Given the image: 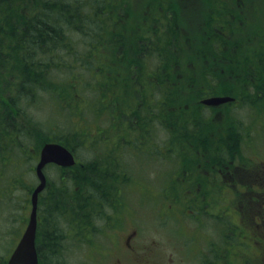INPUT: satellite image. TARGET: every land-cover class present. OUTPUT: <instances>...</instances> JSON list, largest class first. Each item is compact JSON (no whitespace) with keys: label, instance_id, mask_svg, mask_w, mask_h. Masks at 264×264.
Here are the masks:
<instances>
[{"label":"trees","instance_id":"16d2710c","mask_svg":"<svg viewBox=\"0 0 264 264\" xmlns=\"http://www.w3.org/2000/svg\"><path fill=\"white\" fill-rule=\"evenodd\" d=\"M125 6L126 0H0V209L11 215L5 204L17 190L15 224L18 221L19 227L11 233V242L27 220L36 184L28 180L33 170L29 161L36 158L37 150L48 141L60 142L73 152L80 146L92 149L89 157L71 167L50 164L60 170V176L57 183L48 180L38 198L39 264H71L67 250L70 242L78 243L74 237L89 243L96 240L128 207L123 186L133 181V175L126 156L138 159L142 169H147V159L159 168L165 161L173 162L159 169L160 182L168 185L176 184L177 178L189 179L183 160L187 153L195 155L193 168H203L208 159L207 175L215 173L222 179L221 172L233 166L238 156L231 149L232 136L211 138L219 128L217 119L226 118V107L264 109V51L256 52L262 64L251 65L250 71L240 69L237 55H228L238 53L229 40L234 30L210 10L201 13L197 33L187 36L177 33L180 23L173 10L143 17L135 24L149 32L128 42L116 41L110 50L116 68L107 75L108 64L106 70V62L100 61L103 44L109 36L112 39L111 31L129 21L131 10ZM162 39L175 47L188 42L193 50L187 62L199 66L195 76L174 71L165 58L169 56L164 55ZM215 74L227 80L241 76L245 82L236 81L239 87L223 86ZM209 95H226L234 101L224 103L221 115L213 117L215 110L206 113L200 103ZM227 120L220 124L222 130L228 129ZM163 130L167 135L160 140L158 132ZM192 183H185V189ZM190 191L198 192L186 193L181 200L161 190L158 199L152 198L173 205L160 204L156 215L162 219L177 212L191 215L198 199L200 210L216 205L202 198L203 188ZM224 210L216 212L227 214ZM206 235L210 238L207 231Z\"/></svg>","mask_w":264,"mask_h":264},{"label":"rangeland","instance_id":"374dc122","mask_svg":"<svg viewBox=\"0 0 264 264\" xmlns=\"http://www.w3.org/2000/svg\"><path fill=\"white\" fill-rule=\"evenodd\" d=\"M125 7L131 10L129 21L123 22L117 30L111 31L112 39L110 40L108 35L109 41H105L103 44L104 52L100 61L106 62V70L108 64L109 69L106 74H113V69L116 68V64L111 58L114 55L110 52L116 41L128 42L131 39L134 40V37L139 33L143 36L146 35L149 31L140 29L135 24L136 22H140L143 17L146 18L151 13L157 14L165 11L170 14L172 10L175 11L180 23L177 33L183 36H187V33H197L195 25L196 22H199V18H203L201 13L210 10L214 17L226 23V28L234 30L233 35L228 36L232 37L229 40L234 41L238 53L230 52L228 55L231 58L237 55V58L240 59L237 61L239 68L250 71L251 65L262 64L258 60L259 54L256 55V52L264 51V0H126ZM205 15L208 16V14ZM160 42L163 44V51L165 49L164 55L169 56L165 58L173 64L174 71H183L194 76L197 74L199 66L187 62L186 59L189 51L193 50L187 41L185 44L179 43L176 47V44L168 43L164 39ZM167 48L169 52H166ZM98 51L102 54V49ZM118 67L125 69L124 65ZM170 70L172 72L171 68ZM214 76L218 83L223 82V86L228 84L236 87L238 86L236 81L245 82L242 81L244 77L241 76L235 80H227L222 74H215ZM121 89L119 87L117 90ZM129 99L135 100V97L129 95ZM224 109L229 110V113L226 118L219 117L217 119L215 126L218 125L219 128L211 138L214 137L213 141L218 137H229L228 135L234 138L231 149L236 150L238 157L234 159V165H230L229 172L239 177L238 180H235L238 184H254L253 189L246 186L245 190H238L231 186H220V182H233L230 179V174L228 176L225 171L221 172L223 173L222 179L215 173L207 175L209 172V168L207 169L208 159H205L203 168H193L197 161L195 155L189 153L186 155L187 158L183 159L186 165L185 172L189 179L184 182L177 178V183L174 185L161 183L159 179V169L171 167L173 162L165 161L159 168L154 161L147 159L144 160L147 169H142L138 159L126 156L127 164L130 166V172L133 175V181L129 180L128 183L130 184L123 186V189L128 191V207L118 212V219L114 218L118 223L112 220L110 224H107V232L97 236L96 240L89 243L87 240L75 236L74 238L78 243L70 242L67 250V252L69 251L68 261L71 264H264V243L263 246H258L257 243V249L252 246L246 251L242 249V241L234 237L228 228L233 224H238L240 233H243V239H247L246 236L253 233L256 221L259 223L256 234L264 236V224L258 218V212L263 213L264 211V206H262L264 204V186L262 185L264 184L262 181L264 180V172H262V168H264V109L255 108L251 105H245L242 108L235 107L234 109L226 107ZM205 111L206 113L209 112V110ZM229 114L230 117H228ZM185 118L188 116L185 115ZM228 118L231 121L227 120ZM104 120L107 121L106 116H104ZM224 120H227L229 127L222 130L220 124ZM184 123L187 124V120ZM230 124H232V128H230ZM95 130L96 128L93 126L91 132L95 134ZM166 135V131L164 133L158 132L157 138L163 140ZM39 147L40 145H38ZM38 153L37 150L36 158L32 162L29 161L32 163L33 170L28 180L36 181L34 164L37 161ZM74 154L78 160H84V157H89L92 154V149L86 151L80 146L76 148ZM177 156L181 158L183 155L179 153ZM156 170L158 173L155 174ZM44 172L47 182L49 180L52 184L57 183L60 176L59 169L48 165ZM188 182L193 183L191 188H187V190L185 183ZM172 186L177 189H173ZM194 188L197 190L203 188L205 196L202 198L216 202V205H205L200 210L201 201L198 199V206L193 209L191 215H181L180 212H177L173 218L169 217V219H162L156 215L160 204L164 206L173 205L172 202L167 204L154 200L159 198L161 190L166 192L167 197L171 196L170 198L173 199L179 197L183 200L186 193L195 194L198 192L190 191ZM17 194V190L10 193L6 200L5 206L8 203L11 215L5 214L0 209V264H6L27 222L24 220L19 236L14 242H11V233L15 227H19L18 221L15 224ZM221 208L225 209L227 214L223 215V213L218 214L216 212L220 211ZM28 215L29 209L26 212V219ZM206 220L208 222L204 224ZM206 231L210 238L207 237ZM222 240L223 242H221ZM225 242L229 243L223 246L221 250L220 247ZM226 246L229 247L226 248ZM202 250L203 253L199 254L198 251ZM215 261L216 263H214Z\"/></svg>","mask_w":264,"mask_h":264},{"label":"water","instance_id":"95a60500","mask_svg":"<svg viewBox=\"0 0 264 264\" xmlns=\"http://www.w3.org/2000/svg\"><path fill=\"white\" fill-rule=\"evenodd\" d=\"M232 99L233 98L229 96H213L202 100V102L209 105H217ZM75 162V155L63 144L51 141L41 146L38 159L34 164V173L37 181L30 194L31 207L28 221L18 242L10 253L6 264H39L35 238L38 197L47 184L44 168L49 163H54L61 167H70L73 166Z\"/></svg>","mask_w":264,"mask_h":264},{"label":"flooded vegetation","instance_id":"af4514ba","mask_svg":"<svg viewBox=\"0 0 264 264\" xmlns=\"http://www.w3.org/2000/svg\"><path fill=\"white\" fill-rule=\"evenodd\" d=\"M251 76L253 77L254 74L251 73ZM213 96H218V95H209V96L202 97L200 99V103H201V105L203 106V108L205 110H209L208 113H212V110H215V113H212L214 115L213 117H219L221 115V112H220L219 108L224 103H228V102L234 101V99L226 101V102H223V103H220V104H217V105H209V104H205V103L202 102V100L210 98V97H213ZM225 169H226L225 172L229 176V174H230L229 170L231 169L230 165L226 166ZM262 172H264V168H262ZM256 177H257V173L255 174V179H256ZM238 178L239 177H236L234 174H230V179L233 180V182L221 183L219 185L222 186V187H224V186L235 187V189H238V190H245L246 189L245 186L248 187L249 189H253L254 184H249V185L238 184L237 181H235V180H238ZM262 181H264V180H262ZM262 185L264 186V184H262ZM230 189H233V188H230ZM262 206H264V204H262ZM224 212H225V210H224ZM258 218L260 219L261 223L264 224V211H263V213L258 212ZM254 219L256 220V217H254ZM258 226H259V223H257L255 221V225H254V228H253V233L248 235V236H246L247 239H243V233H240V229H239L238 224H233L231 227H228V228L231 230V233L233 234L234 237H236L240 241H242V244H243L242 245V249H245L247 251L248 249H251L252 246L256 247V249H257V243H258V246H263L264 236L262 234H261V236L256 234V228ZM227 243H229V242H227ZM228 247L229 246H226V248H228ZM220 249L222 250V248H220ZM198 253L199 254L203 253V250L202 251H198Z\"/></svg>","mask_w":264,"mask_h":264}]
</instances>
